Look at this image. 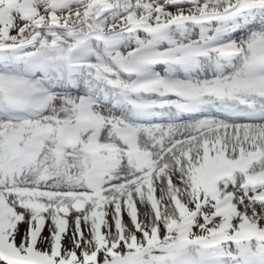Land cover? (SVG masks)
Wrapping results in <instances>:
<instances>
[{"label": "snow or ice", "instance_id": "1", "mask_svg": "<svg viewBox=\"0 0 264 264\" xmlns=\"http://www.w3.org/2000/svg\"><path fill=\"white\" fill-rule=\"evenodd\" d=\"M0 264H264V0H0Z\"/></svg>", "mask_w": 264, "mask_h": 264}, {"label": "bare ground", "instance_id": "2", "mask_svg": "<svg viewBox=\"0 0 264 264\" xmlns=\"http://www.w3.org/2000/svg\"><path fill=\"white\" fill-rule=\"evenodd\" d=\"M157 196H158V192H157V194H156Z\"/></svg>", "mask_w": 264, "mask_h": 264}]
</instances>
